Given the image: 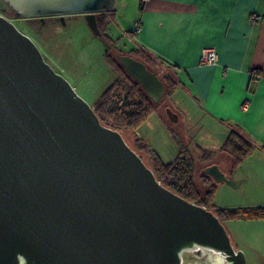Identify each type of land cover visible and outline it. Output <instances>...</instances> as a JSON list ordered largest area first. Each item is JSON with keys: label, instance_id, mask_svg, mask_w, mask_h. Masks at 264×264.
Here are the masks:
<instances>
[{"label": "water", "instance_id": "1", "mask_svg": "<svg viewBox=\"0 0 264 264\" xmlns=\"http://www.w3.org/2000/svg\"><path fill=\"white\" fill-rule=\"evenodd\" d=\"M2 1L15 18L83 15L109 50L96 16L117 0ZM117 59L154 104L166 97L143 62ZM202 174L236 186L217 165ZM203 251L218 254L216 264H246L214 213L162 186L0 15V264H181Z\"/></svg>", "mask_w": 264, "mask_h": 264}, {"label": "crops", "instance_id": "2", "mask_svg": "<svg viewBox=\"0 0 264 264\" xmlns=\"http://www.w3.org/2000/svg\"><path fill=\"white\" fill-rule=\"evenodd\" d=\"M114 18L136 49L173 67L185 106L176 121L194 136L215 130L211 146L195 147L214 153L212 165L232 179L220 152L231 126L264 157V0H117ZM204 49L216 52L215 64L200 62Z\"/></svg>", "mask_w": 264, "mask_h": 264}, {"label": "rangeland", "instance_id": "3", "mask_svg": "<svg viewBox=\"0 0 264 264\" xmlns=\"http://www.w3.org/2000/svg\"><path fill=\"white\" fill-rule=\"evenodd\" d=\"M0 15L11 21L21 33L33 41L50 67L62 75L91 108L114 82L115 75L106 57L104 45L89 29L83 17L74 16L64 23L46 20L41 24L31 18H15L13 11L2 0ZM107 34L112 42L110 44L104 40L110 45L109 51L115 47L129 54L136 49L133 36L124 30L122 23L116 18L109 25ZM109 54L115 56L112 52ZM155 69L159 72L158 68ZM179 93L175 92L164 99L163 104H169L171 107L167 109L172 112L181 113L184 110L185 106L181 108L178 101ZM164 111H154L135 134L158 154L164 164L175 161L180 146L189 149L197 162L200 151L195 147L211 146L218 136L217 133L210 129L208 131L210 134L204 131L194 136L188 125L183 124L182 119L171 121ZM202 126L210 125L204 122ZM123 136L127 144L136 151L134 136ZM136 152L151 168L150 157L142 151ZM253 154L231 173L235 187L216 183L213 206L226 209L264 206V157L256 151ZM220 163L224 165L223 160ZM203 167L202 164H198L197 178ZM198 181L199 179L197 183H200ZM221 223L233 248L244 255L246 264H264V219L240 218ZM187 258L188 264H204L205 260L203 254L197 256L195 253H190Z\"/></svg>", "mask_w": 264, "mask_h": 264}, {"label": "trees", "instance_id": "4", "mask_svg": "<svg viewBox=\"0 0 264 264\" xmlns=\"http://www.w3.org/2000/svg\"><path fill=\"white\" fill-rule=\"evenodd\" d=\"M114 11L98 14L96 17L98 29L102 37L104 40L110 42V44H112V42L107 34V29L115 20ZM110 52L115 56L112 57L109 54ZM110 52H106V57L114 72L115 80L95 102L92 108L100 122L118 131L122 136H134L136 151H142L150 157L152 164L151 168L146 166L152 170L157 181L166 189L184 200L212 211L220 222L240 218L246 220L264 219V206L237 209L216 208L213 206L212 201L215 194L216 183L210 176L202 174L203 169L212 165V160L214 158L213 152L199 149L200 156L199 160L196 162L190 150L184 146H180V151L175 161L164 164L158 154L152 150L143 139L135 134L154 111L159 112L160 110H165L164 112L166 114L168 105L163 104L164 99L174 93L177 86H179V81L172 74V66L166 65L163 61L152 57L145 51L134 49L127 54L143 62L146 67L155 72L163 82L166 90V97L161 100L160 103L154 104L147 97L139 84L131 79L120 66L117 57L125 53L115 47L114 50L112 49ZM155 68H158L159 72ZM258 148L259 147H257V145L238 127L231 126L230 132L220 148V152L226 154L230 158L231 165L229 172L231 174ZM198 164H202L204 167L197 178ZM197 179H199L198 182L200 183H197Z\"/></svg>", "mask_w": 264, "mask_h": 264}, {"label": "flooded vegetation", "instance_id": "5", "mask_svg": "<svg viewBox=\"0 0 264 264\" xmlns=\"http://www.w3.org/2000/svg\"><path fill=\"white\" fill-rule=\"evenodd\" d=\"M74 16H81L84 18L83 15H72V16H64V17H59V16H52V17H44V18H31L32 20H36L38 21L39 23L41 24H44L46 20H54V22H57V23H64L66 22L67 19L69 18H72ZM97 17V16H96ZM111 25V24H110ZM102 40H104V38L102 37ZM110 46V45H109ZM112 50V49H111ZM110 50V51H111ZM108 50V52H110ZM190 253L189 252H186L182 255V262L183 264H188L189 262H187V256L189 255ZM195 255L197 256H200L199 253H195ZM202 255V254H201ZM204 257H205V260H204V264H216L218 261H221V257L217 256L215 253H206V254H203Z\"/></svg>", "mask_w": 264, "mask_h": 264}, {"label": "built area", "instance_id": "6", "mask_svg": "<svg viewBox=\"0 0 264 264\" xmlns=\"http://www.w3.org/2000/svg\"><path fill=\"white\" fill-rule=\"evenodd\" d=\"M141 1H147V0H141ZM217 61V54L213 49H204L200 56V62L202 64L206 65H212L215 64ZM183 264V262L181 263Z\"/></svg>", "mask_w": 264, "mask_h": 264}, {"label": "bare ground", "instance_id": "7", "mask_svg": "<svg viewBox=\"0 0 264 264\" xmlns=\"http://www.w3.org/2000/svg\"><path fill=\"white\" fill-rule=\"evenodd\" d=\"M210 252L212 253V251H207V252H206V251H205V252L203 251L202 253H199V254H206V253H210ZM215 254H216V253H215ZM216 255L219 256L218 254H216ZM219 257H220V256H219Z\"/></svg>", "mask_w": 264, "mask_h": 264}]
</instances>
